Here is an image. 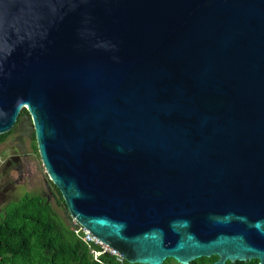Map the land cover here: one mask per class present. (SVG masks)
Masks as SVG:
<instances>
[{"label":"water","instance_id":"water-1","mask_svg":"<svg viewBox=\"0 0 264 264\" xmlns=\"http://www.w3.org/2000/svg\"><path fill=\"white\" fill-rule=\"evenodd\" d=\"M23 109L127 264H264V0H0V135Z\"/></svg>","mask_w":264,"mask_h":264},{"label":"trees","instance_id":"trees-1","mask_svg":"<svg viewBox=\"0 0 264 264\" xmlns=\"http://www.w3.org/2000/svg\"><path fill=\"white\" fill-rule=\"evenodd\" d=\"M23 115H26L25 110L20 112L19 117ZM15 126L10 132L0 135V143L13 132ZM32 141L33 149L37 151L34 136ZM52 188L56 196L51 190L44 194L25 193L1 206L0 264H118L109 254L99 256L96 261L93 259L90 249L99 248L82 242L74 234L71 222L64 221L58 215L49 197L58 206H64V202L57 189ZM216 260L217 257L212 256L196 259L190 264H213ZM162 264L177 263L173 259H166ZM233 264H258V261Z\"/></svg>","mask_w":264,"mask_h":264},{"label":"rangeland","instance_id":"rangeland-1","mask_svg":"<svg viewBox=\"0 0 264 264\" xmlns=\"http://www.w3.org/2000/svg\"><path fill=\"white\" fill-rule=\"evenodd\" d=\"M32 136L31 123L27 115H23L13 132L0 143V208L25 193L44 194L51 190L55 194L38 153L33 149ZM49 199L58 215L70 222L65 205L58 206L52 197Z\"/></svg>","mask_w":264,"mask_h":264},{"label":"built area","instance_id":"built-area-1","mask_svg":"<svg viewBox=\"0 0 264 264\" xmlns=\"http://www.w3.org/2000/svg\"><path fill=\"white\" fill-rule=\"evenodd\" d=\"M79 232H83L82 240L83 242L87 244H94L99 246L100 252H94L92 251V254L94 255V259L96 260L97 257L101 254L108 253L109 255L113 256L118 264H123L122 258L117 254L116 251L111 250L107 248L106 246H103L99 241H97L92 235H90L87 231L79 228L75 230L76 234H79Z\"/></svg>","mask_w":264,"mask_h":264},{"label":"clouds","instance_id":"clouds-1","mask_svg":"<svg viewBox=\"0 0 264 264\" xmlns=\"http://www.w3.org/2000/svg\"><path fill=\"white\" fill-rule=\"evenodd\" d=\"M24 110V109H23ZM22 111V110H21ZM21 117H19L18 118V120H17V122L19 123V119H20ZM16 122V123H17ZM17 123V124H18ZM16 124V125H17ZM13 129V128H12ZM36 144V143H35ZM49 192V191H48ZM70 219V218H69ZM70 222H71V224L73 225V227H74V234L76 235V236H79V238L82 240V237H83V232H79V234H76L75 233V230H77V229H79V228H81V229H83L82 227H80L73 219H70ZM83 230H85V229H83ZM85 231H87V230H85ZM88 232V231H87ZM89 233V232H88ZM90 234V233H89ZM91 235V234H90ZM95 238V237H94ZM96 239V238H95ZM97 240V239H96ZM97 241H99V240H97ZM82 242H83V240H82ZM100 242V241H99ZM85 243V242H84ZM101 243V242H100ZM85 244H87V243H85ZM102 244V243H101ZM87 245H93V246H96V247H98L99 248V246H97V245H94V244H87ZM103 245V244H102ZM103 246H105V245H103ZM107 247V246H106ZM108 248V247H107ZM110 249V248H109ZM112 250V249H111ZM92 251H94V252H100V248L98 249V250H94V249H90V254L93 256V259H94V255L92 254ZM104 254H108V253H104ZM118 254V253H117ZM101 255H103V254H101ZM101 255H99V256H101ZM119 255V254H118ZM98 256V257H99ZM120 256V255H119ZM98 257H97V259H98ZM95 260V259H94ZM123 260V259H122ZM96 261V260H95ZM116 261V260H115ZM124 260H123V264H124Z\"/></svg>","mask_w":264,"mask_h":264},{"label":"flooded vegetation","instance_id":"flooded-vegetation-1","mask_svg":"<svg viewBox=\"0 0 264 264\" xmlns=\"http://www.w3.org/2000/svg\"><path fill=\"white\" fill-rule=\"evenodd\" d=\"M23 121V120H22ZM24 122V121H23Z\"/></svg>","mask_w":264,"mask_h":264}]
</instances>
